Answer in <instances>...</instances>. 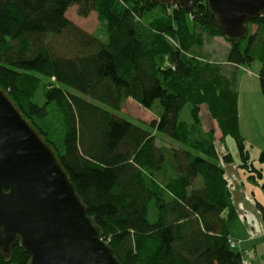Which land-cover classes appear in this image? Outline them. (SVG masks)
I'll return each mask as SVG.
<instances>
[{
	"label": "trees",
	"instance_id": "trees-1",
	"mask_svg": "<svg viewBox=\"0 0 264 264\" xmlns=\"http://www.w3.org/2000/svg\"><path fill=\"white\" fill-rule=\"evenodd\" d=\"M72 6L82 17L96 10L104 38L70 20ZM249 25L257 33L228 37L207 0L187 9L156 0H0V85L56 150L122 264H243L244 252L228 243L240 217L233 171L218 164L233 157L219 155L201 106L223 141L235 140L238 168L262 192L264 151L258 164L246 147L235 75L187 58L168 37L196 53L206 34L224 36L234 67L252 69L261 57L264 95V10ZM129 100L158 120H128ZM157 134L180 148L159 146ZM256 207L264 221L263 202ZM29 261L19 243L0 252V264Z\"/></svg>",
	"mask_w": 264,
	"mask_h": 264
},
{
	"label": "water",
	"instance_id": "water-1",
	"mask_svg": "<svg viewBox=\"0 0 264 264\" xmlns=\"http://www.w3.org/2000/svg\"><path fill=\"white\" fill-rule=\"evenodd\" d=\"M189 8L194 0H157ZM228 37L246 35L264 0H207ZM19 243L28 264H122L102 238L53 146L0 85V252Z\"/></svg>",
	"mask_w": 264,
	"mask_h": 264
},
{
	"label": "rangeland",
	"instance_id": "rangeland-1",
	"mask_svg": "<svg viewBox=\"0 0 264 264\" xmlns=\"http://www.w3.org/2000/svg\"><path fill=\"white\" fill-rule=\"evenodd\" d=\"M77 10H78L77 6L70 7L69 10L67 11L66 16L70 20H72L75 24H77L80 28L87 31L88 33L99 35L102 38H104L103 35H101L100 33L101 20L99 19V14L97 13V11L96 10L92 11L88 15V17H82L78 14ZM257 30H258V27L256 25H249L247 35L252 32L257 33ZM204 39H205V43L203 47L196 49V53H192L191 56L203 64L219 65L224 70L226 69L229 70L230 68H232V65H230L227 62L228 52L231 47V43L229 42V40L226 39L224 36H213L212 35L210 37L207 34L204 37ZM168 41L169 43L173 45V47L184 50L186 52L185 49L181 48V44L178 40L176 41L168 37ZM261 60H262L261 57H257L256 61L253 64L252 69H249L243 66H238V67H242L240 71H244L245 74L250 79H253L256 76H259L258 69L262 67ZM252 84L254 85L253 80H252ZM239 97H240V94H239ZM259 100L261 99L259 98ZM260 105L264 111V102L260 103ZM122 114H124V116H126L128 120L141 121L147 124H150L151 122L158 120L157 111L154 112V111L148 110L133 100H129L124 105ZM188 114H189V110H188V107H186L182 113V118H186ZM263 116L264 115L254 116L255 119L257 120L256 125H258L259 127L258 134L249 132V130L244 129L246 131V132L244 131L246 134V137L248 138L246 141V147L251 153V156H250L252 157L251 159L254 160L256 163H258L261 150H264V127L261 125L262 124L261 121L264 120ZM201 117H202L201 121H202L205 131L207 132L211 130L215 131V139H216L215 143L217 144L216 146H217V151L219 155L221 157H225V155L231 154L233 157V162L227 163V161L223 158V160H220L218 164L221 165L223 168H228L226 169L227 171L228 170L231 172L233 171V174H232L233 176L229 177V184L233 188V193L237 191V195H235L236 196L235 202L240 212L239 213L240 217L238 220L243 224V226L246 228L247 231L252 230L251 228L252 226H256L255 232L256 233L259 232L258 233L259 235H264V232L260 231L261 228L259 229L260 224L257 223L259 218L261 219V217H259L258 211H256L255 209H253L252 211V208H250V207L254 208L255 204H257V201H261L264 203V194L259 192L258 190H254L256 197H254L255 199H253L252 193L248 192V194L250 195V198H248L243 193L245 192V189L242 190L243 185H239L236 181L241 180L245 183V182H248V179H247V175L240 168H238L239 165L241 164V160H240V157L238 156L237 144L235 140H233L232 138H228L227 143H220L219 137L221 136H220V131L217 128L218 125L216 124V121L212 120V118L210 117L207 107L205 105L201 106ZM249 117L250 115L246 114L245 118L244 119L242 118L245 125L247 124ZM246 128H248V126H246ZM157 144L159 146H162V145L175 146V142L169 139L168 140L166 139L164 141L163 135L161 134H157ZM176 146L179 147V145H176ZM239 195H241V198L239 197ZM259 235H252L251 237L247 239L249 240L250 238L255 239L257 237H261ZM247 254L251 257L250 253H247Z\"/></svg>",
	"mask_w": 264,
	"mask_h": 264
},
{
	"label": "crops",
	"instance_id": "crops-1",
	"mask_svg": "<svg viewBox=\"0 0 264 264\" xmlns=\"http://www.w3.org/2000/svg\"><path fill=\"white\" fill-rule=\"evenodd\" d=\"M242 67H234L230 68L229 70L226 69V72H228L229 75L234 74L235 75V80L237 82L236 89L240 94L239 97V116H240V128L243 136L245 137L247 141V137L245 134V130H249V132H253L255 134L259 133V127L257 124V120L255 119L254 116L256 115H264V111L260 105V103L264 102V95L261 92L260 88V81H259V76H256L253 79H250L244 71H240ZM258 71H260L258 69ZM252 80L254 81V85L252 84ZM259 98L261 100H259ZM262 101V102H261ZM246 114L250 115L249 120L247 124L245 125L243 122V119L245 118ZM264 117V116H263ZM243 118V119H242ZM261 125L264 127V120L261 121ZM243 125V126H242ZM248 126V128H246ZM245 131V132H244ZM229 138V137H228ZM225 141H220V143H227V140ZM264 150H261V152ZM260 152V153H261ZM250 153V152H249ZM251 156V153H250ZM252 158V157H251ZM245 186H243V189H245V192H243L248 198H250L248 192L252 193L255 197V191L258 190L259 192L263 193L260 189L259 186H256L252 183L245 182ZM253 190V191H252ZM241 198V195H239ZM264 204V203H263ZM256 205L252 208L256 210ZM240 213V212H239ZM260 217V215H259ZM258 224H260V231L264 232V222L259 218L257 221ZM252 230L247 231L246 228L243 226V224L237 219L234 221L231 225V233L239 238V239H245V245H243L244 252L250 253L251 254V260L252 264H264V235H259L258 233L255 232L256 226L251 227ZM260 232V233H261ZM252 235H259L261 237L257 238H250L249 240L247 238L251 237Z\"/></svg>",
	"mask_w": 264,
	"mask_h": 264
},
{
	"label": "built area",
	"instance_id": "built-area-1",
	"mask_svg": "<svg viewBox=\"0 0 264 264\" xmlns=\"http://www.w3.org/2000/svg\"><path fill=\"white\" fill-rule=\"evenodd\" d=\"M229 245L232 249H235V250H241V248H242V246L239 245V242L236 241L235 239H230ZM243 264H252V260L247 253L244 254Z\"/></svg>",
	"mask_w": 264,
	"mask_h": 264
},
{
	"label": "bare ground",
	"instance_id": "bare-ground-1",
	"mask_svg": "<svg viewBox=\"0 0 264 264\" xmlns=\"http://www.w3.org/2000/svg\"><path fill=\"white\" fill-rule=\"evenodd\" d=\"M156 1H157V0H156ZM172 4H175V3H172ZM170 5H171V4H170ZM176 5H177V4H176ZM192 15L194 16L193 13H192ZM191 54H192V53H190V52H189V54H188V52H187V53L185 52L186 57L189 58V59L192 58ZM260 69H261V68H260ZM260 69H259V70H260ZM222 140H223V138H222V137H219V141H222ZM176 145H179V144L175 142V147H176V148H180V145H179V147H177ZM216 145H217V144H216ZM230 239H235L236 241L239 242V245H241V246H243V245L245 244L243 239H239V238L235 237L232 233L229 235L228 243H229V240H230ZM114 252H115V251H114ZM116 257H117V256H116ZM117 259H118V257H117ZM118 260H119V259H118ZM119 261H120V260H119ZM120 262H121V261H120Z\"/></svg>",
	"mask_w": 264,
	"mask_h": 264
},
{
	"label": "clouds",
	"instance_id": "clouds-1",
	"mask_svg": "<svg viewBox=\"0 0 264 264\" xmlns=\"http://www.w3.org/2000/svg\"><path fill=\"white\" fill-rule=\"evenodd\" d=\"M239 251H243V252H244L243 246H242L241 250H239ZM245 253H246V252H244V254H245ZM244 254H243V257H244Z\"/></svg>",
	"mask_w": 264,
	"mask_h": 264
}]
</instances>
